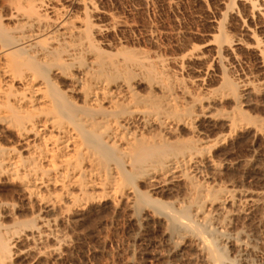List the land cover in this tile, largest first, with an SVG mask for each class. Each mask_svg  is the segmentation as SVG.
Masks as SVG:
<instances>
[{"label":"bare ground","instance_id":"obj_1","mask_svg":"<svg viewBox=\"0 0 264 264\" xmlns=\"http://www.w3.org/2000/svg\"><path fill=\"white\" fill-rule=\"evenodd\" d=\"M10 1L12 25L0 19V131H12L19 148L0 142V179L18 181L30 204L39 201L48 210L64 200L48 201L42 190L58 187L67 211L81 217L88 206L108 198L132 208L138 223L160 218L167 238L190 239L204 264H264L244 231L229 230L245 210L264 203L263 188L216 183L222 170L217 147L248 126L245 120L253 117L240 104L264 87L248 75L229 74L227 61L245 46L242 39L228 36L220 19L218 33L208 41L211 53L208 45L188 46L171 59L178 67L174 72L168 59L101 39L121 24L112 14L106 24L95 23L99 8L93 0H73L72 8L47 0ZM248 2L252 14L264 5V0ZM251 37L264 74V41ZM192 62H211L218 87L211 88L204 77L210 64L204 74L182 77L179 71ZM228 96L236 105L233 112L215 115L214 106ZM216 116L228 133L204 125V119ZM15 208L0 201V264H15L21 255L36 259L56 253L66 241L53 228L58 217L26 221L30 228L24 226L29 231L22 235L28 245L16 248L22 235L1 221ZM49 239L57 244L52 250L45 246Z\"/></svg>","mask_w":264,"mask_h":264},{"label":"rangeland","instance_id":"obj_2","mask_svg":"<svg viewBox=\"0 0 264 264\" xmlns=\"http://www.w3.org/2000/svg\"><path fill=\"white\" fill-rule=\"evenodd\" d=\"M72 1L47 0V3L50 2L49 5L57 8H72ZM93 2L99 8V12L92 18L95 23L106 24L110 20L108 16L112 14L110 16L115 17L116 21L119 20L117 21L119 25L121 24L117 26L119 28L108 32L101 39L112 42L122 41L131 49L141 52L140 54L146 52L152 57L157 55L165 60L168 59L170 63L172 58L181 56L190 45H208L213 35L218 33L217 23L222 20L226 34L242 39L245 45L236 49L234 61H227V69L231 77L241 79L244 75H248L256 83L264 82L263 70L254 49L251 48L252 33L264 41V5L260 12L252 14V11L250 12L252 8L247 0H93ZM11 3L10 0H0V19L9 25H12L7 19ZM73 9L75 13L79 11L78 8V10ZM209 46L212 47L213 44L204 46L207 53H211L212 48ZM170 63V69L177 72V65L174 62ZM209 64L212 71L204 77L207 85L215 88L219 84L216 77L218 72L211 62ZM209 64L192 62L179 73L182 77L190 79L201 73L204 74L201 70ZM259 88L244 96L240 104V108L250 118L253 117L249 121L245 120L248 126L230 133L231 135L228 134L223 140L225 142L219 143L217 147L215 159L222 164V170L216 174L218 185L264 190V87ZM139 90L144 91L143 86ZM235 107L234 101L228 96L215 105L212 111L219 116L221 113L233 112ZM218 116L213 117L212 120L204 119V125L215 124L219 127L218 130L228 133L226 128L219 126L218 122L222 124L223 121L217 118ZM14 139L12 131H0V142L3 145H16L19 148L14 143ZM18 184L16 180L0 179V201H7L18 207L9 216L1 217V221L3 219V223L5 222L4 224H7L11 230L22 235L29 231L26 228H30L26 226V221L36 218V222L39 223L42 217L50 219L58 217L59 220L53 228L56 233L66 237V241L56 253L42 254L36 259L32 254L28 259L21 255L16 258L15 264H204L192 243H189L190 239L183 242L181 239L167 238L166 225L160 218L155 217L148 222L138 223L139 217L137 213L131 214L132 208L126 207L124 203H122L124 207L122 204L115 206V203L108 198L98 201L99 204L95 202L94 205L88 206L81 217V213H74L72 209L67 211L69 207L66 208L68 205L58 187L42 190V195L48 201H55L56 197L58 200L59 198L64 200L58 201L54 210L51 208L48 210L45 204H39V201L30 204L18 189L20 188ZM173 192L172 195L166 193V197L179 193L177 191L173 194ZM131 215H135V218ZM239 229L244 231L246 236L244 239L255 247L256 254L264 255V203L245 210L244 214L236 218L229 230L235 232ZM23 236L25 235L18 238L16 248L19 250L28 245V241ZM55 243V240L49 239L45 242V246L52 250L57 247ZM233 252L235 254L234 250ZM233 252H230L231 256Z\"/></svg>","mask_w":264,"mask_h":264}]
</instances>
